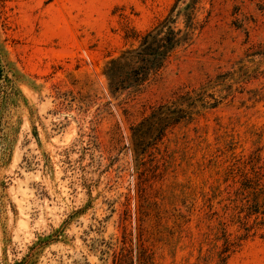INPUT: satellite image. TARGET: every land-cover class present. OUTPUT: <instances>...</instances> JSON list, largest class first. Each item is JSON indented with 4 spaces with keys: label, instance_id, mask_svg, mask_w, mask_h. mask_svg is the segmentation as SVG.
<instances>
[{
    "label": "rangeland",
    "instance_id": "rangeland-1",
    "mask_svg": "<svg viewBox=\"0 0 264 264\" xmlns=\"http://www.w3.org/2000/svg\"><path fill=\"white\" fill-rule=\"evenodd\" d=\"M168 16L162 69L111 85ZM0 66V264H264L226 200L264 185V0H0ZM200 88L216 107L137 160L132 128Z\"/></svg>",
    "mask_w": 264,
    "mask_h": 264
},
{
    "label": "trees",
    "instance_id": "trees-1",
    "mask_svg": "<svg viewBox=\"0 0 264 264\" xmlns=\"http://www.w3.org/2000/svg\"><path fill=\"white\" fill-rule=\"evenodd\" d=\"M174 24L173 18L168 16L143 36L139 48L127 50L119 58L109 62L103 74L110 84H116L120 79V72L124 69H129L132 73L142 72L139 82L145 81L144 78L150 73L160 71L174 49L186 39H183L182 29ZM3 72L0 66V79L2 77L5 83L6 76ZM203 91L205 92V88L177 93L172 100L153 108L148 117L132 128V154L137 160H141L140 156L150 146L161 141L169 128L191 120L201 109L216 107V98L211 95L205 96ZM249 182V179H246L241 184V187L234 192L235 198H232L228 192L229 196L226 199L229 204L240 201V206H236L234 211L237 222L245 231V237L249 236L255 227L256 232L264 230V185L260 178H256L255 186ZM252 219L253 223L249 225ZM224 240L221 255H227L223 259L226 260L236 250V244L230 241L226 231H224Z\"/></svg>",
    "mask_w": 264,
    "mask_h": 264
}]
</instances>
